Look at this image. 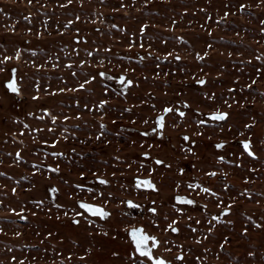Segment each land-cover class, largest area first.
Returning a JSON list of instances; mask_svg holds the SVG:
<instances>
[{
  "label": "rangeland",
  "instance_id": "rangeland-1",
  "mask_svg": "<svg viewBox=\"0 0 264 264\" xmlns=\"http://www.w3.org/2000/svg\"><path fill=\"white\" fill-rule=\"evenodd\" d=\"M160 116L159 139L123 140ZM135 176L161 194L158 256L264 264V0H0V264H136Z\"/></svg>",
  "mask_w": 264,
  "mask_h": 264
},
{
  "label": "flooded vegetation",
  "instance_id": "flooded-vegetation-1",
  "mask_svg": "<svg viewBox=\"0 0 264 264\" xmlns=\"http://www.w3.org/2000/svg\"><path fill=\"white\" fill-rule=\"evenodd\" d=\"M120 82L122 83V81ZM160 117H163V127L162 128L160 127V123H159ZM160 117H158L155 120L154 125L149 126L147 129H141L139 131L137 130L136 127L128 125L125 122L120 123V131H121V134L123 135V140L126 141L125 137L127 133H137L138 135H140V137H143V138L149 137V138L159 139L163 135V129L165 125V122H164L165 117L164 116H160ZM145 157H149V155L146 154ZM145 179L151 180L153 184L155 185V188H148L142 185L138 186L137 181L138 180L143 181ZM101 181H107V180L101 176H93L87 179V182L89 184L95 185V186L96 185L106 186L108 184V182L102 183ZM134 184L137 189L143 192L148 193L152 191L153 193L145 194V196L140 195V197H133L130 195L128 196L125 195L123 203L121 205V208L123 210V215L125 216V218L131 221V223L125 229L126 240L131 249L130 250L131 257L136 259V264H142V263L154 264L153 259H150L149 257H146V256H142L139 252L136 251V245L132 239L131 233L133 229H142L144 234H146L149 237H155L156 241H158V243L152 240L148 241L147 246L151 250L153 257L162 258L164 261L167 262V264H170L168 259H164L163 257L158 256V254L156 253V250L160 246V241L153 232H150V229H147L149 228V226L146 223L143 224L144 221L146 222V220H149L152 217H158L157 214L159 213V208H162L160 205V202L162 199H157L153 197H161V194L159 193V188L150 176H143V177L135 176ZM178 196L185 198V200L184 201L177 200ZM163 197H166L164 201L166 202V205H168L171 208V210H173L176 205L193 206L196 204V202L191 198V196L186 193L173 192V193H168L167 195H163ZM187 200H191L193 201V203H187L186 202ZM129 201L132 202L131 205L128 203ZM81 202L99 206L103 208L106 212H108L110 215H108L107 217H100L99 215H93L92 213L88 212L86 209L80 206ZM76 205L81 214L86 215L93 219H98L100 221L108 220L112 214L103 203L98 202V200L91 199V197L87 199H83V198L76 199ZM153 208L156 210L155 212L152 211ZM75 223L78 224L79 220L78 219L75 220ZM173 228L176 229L174 225L168 228V231L171 234H175L177 232V231H173L172 230ZM183 258L184 257L182 254H178L176 257V259L179 261H183Z\"/></svg>",
  "mask_w": 264,
  "mask_h": 264
},
{
  "label": "snow or ice",
  "instance_id": "snow-or-ice-1",
  "mask_svg": "<svg viewBox=\"0 0 264 264\" xmlns=\"http://www.w3.org/2000/svg\"><path fill=\"white\" fill-rule=\"evenodd\" d=\"M6 59H7V57H6ZM128 83L130 84L131 81H128ZM199 83L203 84L204 81L201 80V81H199ZM7 87L12 92L17 93V94L19 93V88H18L14 78L7 83ZM81 87H83V85H81ZM166 111H171V109H166ZM180 115L183 116L184 114L180 113ZM226 116H227V113H215V114H213V118L214 119H219V120H223ZM159 123H160V127L162 128L163 127V117L159 118ZM185 139H187V137H185ZM219 146L220 145H218V147ZM244 148L246 150H249V154H253L250 151V142L249 141H245L244 142ZM157 163H161V162L157 161ZM181 171H183V170H181ZM101 182L102 183H107V181H101ZM137 184H138V186L142 185V186L148 187V188H155V185L149 179H145L143 181L138 180ZM206 191H208V190L206 189ZM177 200L184 201L185 198L178 196ZM186 202L187 203H193V201H191V200H187ZM128 203L130 205L132 204L131 201H129ZM80 206L82 208L86 209L88 212L92 213L93 215H99L100 217H107L108 215H110L103 208H101L99 206H96V205H92V204L81 202ZM152 211L155 212L156 210L153 208ZM172 230L173 231H178V229H175V228H173ZM131 235H132V239H133V241H134V243L136 245V251L137 252H139L142 256H146V257H149L150 259H153L154 264H167V262L164 261L162 258H154L153 255H152L151 250L147 246L149 240H152V241L158 243V241H156L155 237L147 236L146 234L143 233L142 229H133Z\"/></svg>",
  "mask_w": 264,
  "mask_h": 264
},
{
  "label": "water",
  "instance_id": "water-1",
  "mask_svg": "<svg viewBox=\"0 0 264 264\" xmlns=\"http://www.w3.org/2000/svg\"><path fill=\"white\" fill-rule=\"evenodd\" d=\"M13 78L15 79V77H12V79H13ZM123 78H124V77H122L121 81L123 80ZM12 79H11V80H12ZM15 81H16V79H15ZM8 82H9V81H8ZM8 82H7V83H8ZM7 83H6V85H7ZM130 84H131V83H130ZM8 89H9V88H8ZM10 91H11V90H10ZM11 92H12V91H11ZM211 118L214 119V118H213V114H212ZM224 119H225V118H224ZM216 120H219V119H216ZM212 264H217V263H212Z\"/></svg>",
  "mask_w": 264,
  "mask_h": 264
}]
</instances>
